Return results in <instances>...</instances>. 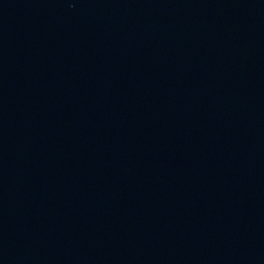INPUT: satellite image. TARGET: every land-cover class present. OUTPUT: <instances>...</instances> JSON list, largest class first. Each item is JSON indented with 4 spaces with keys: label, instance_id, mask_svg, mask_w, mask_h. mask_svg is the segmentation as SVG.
<instances>
[{
    "label": "water",
    "instance_id": "1",
    "mask_svg": "<svg viewBox=\"0 0 264 264\" xmlns=\"http://www.w3.org/2000/svg\"><path fill=\"white\" fill-rule=\"evenodd\" d=\"M264 264V0H0V260Z\"/></svg>",
    "mask_w": 264,
    "mask_h": 264
}]
</instances>
